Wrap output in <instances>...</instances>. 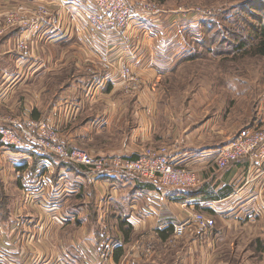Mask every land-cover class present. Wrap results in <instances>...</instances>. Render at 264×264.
Instances as JSON below:
<instances>
[{
  "label": "crops",
  "instance_id": "1",
  "mask_svg": "<svg viewBox=\"0 0 264 264\" xmlns=\"http://www.w3.org/2000/svg\"><path fill=\"white\" fill-rule=\"evenodd\" d=\"M171 1L166 14L134 16L107 36L90 27L88 0H0V127L47 120L67 147L106 157L167 144L202 181L158 199L137 179L0 145V192L13 198L0 205V264H264V164L249 177L246 161L211 163L232 136L209 97L185 104L173 87L203 75L180 69L196 60L190 39L204 19ZM125 66L140 84L129 92L116 74ZM37 171L51 172L48 187L26 202L24 178ZM198 212L213 229L188 226ZM120 222L131 228L126 241ZM177 224H187L182 238L172 234Z\"/></svg>",
  "mask_w": 264,
  "mask_h": 264
},
{
  "label": "built area",
  "instance_id": "2",
  "mask_svg": "<svg viewBox=\"0 0 264 264\" xmlns=\"http://www.w3.org/2000/svg\"><path fill=\"white\" fill-rule=\"evenodd\" d=\"M92 9L88 14V23L96 31L110 36L124 31L134 16L140 18H155L166 14L158 4L142 1L135 7L127 0H88ZM43 11L41 10L40 13ZM210 10L187 9L184 15H196L206 18ZM19 48H24V42L19 40ZM123 89L126 92L137 88L139 80L132 77L128 67L117 71ZM9 127H0V145L29 151L38 158L52 156L71 165L84 168L88 173L98 176L113 174L124 175L150 185L154 194L161 199L169 191L197 189L201 179L196 171L180 167L172 158V151L167 146L157 148H142L132 157L118 155H92L86 151L69 148L59 138L58 131L47 120L27 119L20 121L3 120ZM136 157V158H133ZM246 161L248 176L251 177L256 167L264 164V130L240 134L227 144L213 152L211 163L219 170L226 169L233 163ZM50 171H37L33 176H26L23 181V196L26 202L43 193L49 184ZM264 210V195L261 197ZM188 226L198 230H211L215 226L213 218L203 212L194 214ZM187 224L172 225L174 238H182L186 234Z\"/></svg>",
  "mask_w": 264,
  "mask_h": 264
},
{
  "label": "rangeland",
  "instance_id": "3",
  "mask_svg": "<svg viewBox=\"0 0 264 264\" xmlns=\"http://www.w3.org/2000/svg\"><path fill=\"white\" fill-rule=\"evenodd\" d=\"M164 1L168 0L149 2L163 7ZM169 6L172 10L179 6H184V10H210L204 16L207 25L202 30L211 28L210 35L213 34L218 43L216 48L198 47L204 42V35L201 34L204 30L193 40L191 37L188 55L196 60L180 70L192 76L203 75L197 76V79L175 81L176 96L185 104L194 102L197 94L202 98L209 97L212 110L220 115V121L226 126V136H232L231 139L243 133L264 130V57L256 54V48L263 39L260 34L264 33V0H172ZM240 43L246 45L242 50L238 47ZM189 84L195 85L194 94L186 96L192 88ZM160 146L167 144L157 147ZM95 150L94 153L90 150L86 152L100 154L101 150ZM1 194L0 205L1 201L12 202L13 198H4ZM101 249L98 246V251L101 252ZM104 258L101 253L99 259L102 261Z\"/></svg>",
  "mask_w": 264,
  "mask_h": 264
},
{
  "label": "trees",
  "instance_id": "4",
  "mask_svg": "<svg viewBox=\"0 0 264 264\" xmlns=\"http://www.w3.org/2000/svg\"><path fill=\"white\" fill-rule=\"evenodd\" d=\"M159 5H161V4H159ZM206 25H207L206 24V20H204L202 22L201 29H200L199 33L201 32L202 28L204 26H206ZM203 30H202L203 32H201V34L203 33V35H204V37H203L204 42H202L201 44H198L197 46L199 47L201 45V48L205 47V48H208V49L216 48L217 45H218V43H217L216 37L213 34L210 35L211 28H209L207 31L205 29H203ZM260 35H261V37H263V39L260 41L258 47L256 48V54L258 56L264 57V33H261ZM194 36H198V34H194L193 36H191L192 37V40H193V38H195ZM220 42H219V44H220ZM245 46L246 45L244 43H240V45L238 47L240 48V50H242V48H245ZM191 59H194V57H191ZM133 158H136V157H133ZM126 224H127L126 222H120L118 224V227H119L120 231L124 234V240L125 241H126V238H127V234H129L131 232L130 226L128 224L127 225ZM125 226H128L126 228V230H124V227ZM168 230H171V229H168ZM168 230L166 229V230H163V231L164 232H167ZM163 231L160 232V233H163Z\"/></svg>",
  "mask_w": 264,
  "mask_h": 264
}]
</instances>
